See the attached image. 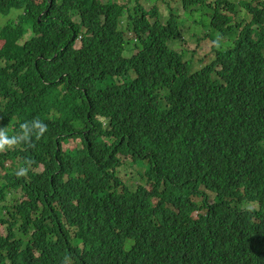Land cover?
Returning <instances> with one entry per match:
<instances>
[{
  "label": "trees",
  "instance_id": "16d2710c",
  "mask_svg": "<svg viewBox=\"0 0 264 264\" xmlns=\"http://www.w3.org/2000/svg\"><path fill=\"white\" fill-rule=\"evenodd\" d=\"M147 2L0 0V127L48 125L0 153V264H264V0L183 3L195 70Z\"/></svg>",
  "mask_w": 264,
  "mask_h": 264
},
{
  "label": "rangeland",
  "instance_id": "374dc122",
  "mask_svg": "<svg viewBox=\"0 0 264 264\" xmlns=\"http://www.w3.org/2000/svg\"><path fill=\"white\" fill-rule=\"evenodd\" d=\"M101 2H106V0H100ZM121 4H126L128 8H133L134 0L127 2V0H114ZM165 1V2H164ZM188 0H148V6H144L143 9L145 11H149L153 5H156L160 8V11L165 14H168L169 7L166 5V2H169L170 9L173 10V14L179 18V34L178 39L174 44V47L178 52L182 55L184 60H188L193 57V69H197L200 67L197 60H201L203 63H210L213 59V52L211 51V46L213 45V41L210 38L206 37V34L209 32V28L207 26H203L199 20H201V16H205L206 20L210 19V12L208 10V14H205V11H195L196 7L194 5L190 6V11H186L184 9L183 3ZM208 2L214 0H207ZM238 10V8H237ZM201 12L204 15H201ZM242 14V12H240ZM3 19L0 16V22ZM126 28V27H125ZM127 29V28H126ZM125 31V30H124ZM127 32V31H126ZM27 37V36H26ZM227 40L224 38V41H221L220 46H227ZM76 46H78V42H76ZM74 142L69 141L68 144H64L63 148H67L68 146H73ZM126 166V165H125ZM120 176L123 178L125 182L128 183H136L137 174L135 169L128 167H121L119 170ZM19 195L18 192H16ZM10 195L8 196V198ZM7 199V198H6ZM196 213L194 214V216ZM0 234L5 236L6 232L4 229H0Z\"/></svg>",
  "mask_w": 264,
  "mask_h": 264
},
{
  "label": "clouds",
  "instance_id": "9594fccd",
  "mask_svg": "<svg viewBox=\"0 0 264 264\" xmlns=\"http://www.w3.org/2000/svg\"><path fill=\"white\" fill-rule=\"evenodd\" d=\"M47 131L48 125L39 118L19 123L18 129L14 130L11 136L8 130L0 127V153L13 150L18 145H26L29 148L35 147V142L40 141ZM32 163L34 161L31 159L25 160V166L18 168L16 175L18 177L25 176Z\"/></svg>",
  "mask_w": 264,
  "mask_h": 264
},
{
  "label": "bare ground",
  "instance_id": "6f19581e",
  "mask_svg": "<svg viewBox=\"0 0 264 264\" xmlns=\"http://www.w3.org/2000/svg\"><path fill=\"white\" fill-rule=\"evenodd\" d=\"M54 151V150H53Z\"/></svg>",
  "mask_w": 264,
  "mask_h": 264
}]
</instances>
